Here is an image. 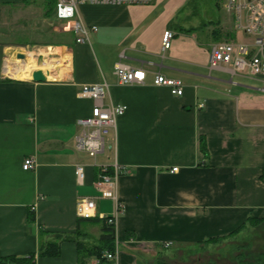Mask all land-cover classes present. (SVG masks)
<instances>
[{
	"label": "crops",
	"instance_id": "crops-1",
	"mask_svg": "<svg viewBox=\"0 0 264 264\" xmlns=\"http://www.w3.org/2000/svg\"><path fill=\"white\" fill-rule=\"evenodd\" d=\"M40 2L32 26L48 37L0 42V258L34 254L35 264H77L76 200L93 198L97 218L114 214L112 198L94 186L101 167L114 163L126 169L115 186L122 206L114 224L118 264H172L204 240L264 215V81L208 68L210 46L220 41L213 29L223 37L231 32L233 40L230 27L218 21L198 38L179 21L187 0L83 3L76 18L86 33L80 34L73 19L54 22L53 5ZM166 29L174 35L162 50ZM117 62L141 68L143 83L119 84ZM36 70L43 81L32 79ZM157 73L180 80L183 93L155 85ZM101 82L107 84L104 103L126 108L104 151L90 157L77 150L76 136L77 120L90 116L93 101L78 91ZM27 156L35 159L33 169L22 168ZM80 231L92 241L100 226L83 221ZM56 235L58 255H39Z\"/></svg>",
	"mask_w": 264,
	"mask_h": 264
},
{
	"label": "built area",
	"instance_id": "built-area-1",
	"mask_svg": "<svg viewBox=\"0 0 264 264\" xmlns=\"http://www.w3.org/2000/svg\"><path fill=\"white\" fill-rule=\"evenodd\" d=\"M153 0H55L54 18L56 20L73 19L72 29L75 33L85 34V28L77 16L79 4H102V5H128V4H150ZM223 9L231 16L234 28L241 31L245 39L220 40L211 44L208 54L209 69H225L229 74L247 73L251 77L264 81V0H221ZM95 29V26H92ZM174 32L170 29L163 31L161 37V48L166 50L171 45ZM77 42L83 41V37H77ZM114 74L119 84H141L144 81L145 72L141 68H134L127 64L117 62L114 67ZM155 85L169 87L173 95L183 93V85L180 80L167 78L157 73L153 78ZM264 89V85L262 86ZM107 91L105 82L83 84L78 95L91 98L93 106L91 114L85 118H79L77 124L80 131L76 136V148L90 157H95L104 151L106 145V134L115 127L116 118L123 114L126 106L122 104L104 103V95ZM33 156H27L22 161V168L30 170L35 167ZM112 172H106V166L101 167L97 179L94 182L95 188L104 194L109 195L115 204L114 214L104 216L107 224L114 225L117 215L122 211L121 204L115 195V186L118 176L126 169L114 163ZM172 167L171 171H176ZM75 175L78 181L84 176L83 165L75 166ZM95 200L83 196L76 200L75 213L77 217L92 218L96 216ZM169 242L165 243L168 246ZM103 257L107 264H118V247L114 243L112 251H105ZM95 264L98 260L95 259Z\"/></svg>",
	"mask_w": 264,
	"mask_h": 264
},
{
	"label": "rangeland",
	"instance_id": "rangeland-1",
	"mask_svg": "<svg viewBox=\"0 0 264 264\" xmlns=\"http://www.w3.org/2000/svg\"><path fill=\"white\" fill-rule=\"evenodd\" d=\"M40 3V0H0V42L20 44L47 38V34L44 33L41 37L40 32L32 26L38 16L37 8ZM179 21L187 27H194L198 38L203 31L216 27L218 21L233 30V40L239 41L244 37L241 31L234 28L231 16L223 9L221 0H187ZM211 39L204 40L209 42ZM220 40L230 39L220 35ZM48 50L51 51V48ZM7 61L8 59L5 61L4 72L9 73L5 67L8 65ZM30 66L33 65L29 64ZM11 76L16 77L13 74ZM105 137L108 140L110 133ZM190 249L175 256L172 264H236L235 257L240 254L244 260L252 261L256 254L264 252V222L241 230L229 239L204 242L203 246Z\"/></svg>",
	"mask_w": 264,
	"mask_h": 264
},
{
	"label": "trees",
	"instance_id": "trees-1",
	"mask_svg": "<svg viewBox=\"0 0 264 264\" xmlns=\"http://www.w3.org/2000/svg\"><path fill=\"white\" fill-rule=\"evenodd\" d=\"M50 6L55 5V0H49ZM220 31L218 29H213L212 36L215 40L220 39ZM225 38L232 37L231 32L224 34ZM199 148L203 155L207 156L206 143L203 137H200ZM100 172V171H99ZM107 173L112 172V167L109 166L106 168ZM261 180L264 181V167L261 168L260 176ZM34 216L32 213L28 215V220L32 221ZM83 221H90L92 223H97L100 226V234L95 240H86L84 234L80 231V223ZM264 222V215L261 217H248L245 222H243L238 228L232 232L219 237H211L203 242H219L226 239H229L236 235L241 230H246L248 227H256ZM74 241L76 243L77 249V264H87V261L90 258L98 260V264H107L103 253L105 251H112L114 249L115 243V228L114 225L107 224L105 219L92 217V218H81L77 217L76 220V230L74 233ZM59 235L55 236L54 240L47 242L44 245H41L39 248V255L42 256H57L59 253V245L57 239ZM68 238V237H66ZM242 255V254H240ZM238 255L235 257L236 264H264V252L258 253L253 257L252 261L244 260L243 256ZM0 261L4 264H35V255L29 254L27 256H6L1 257Z\"/></svg>",
	"mask_w": 264,
	"mask_h": 264
},
{
	"label": "water",
	"instance_id": "water-1",
	"mask_svg": "<svg viewBox=\"0 0 264 264\" xmlns=\"http://www.w3.org/2000/svg\"><path fill=\"white\" fill-rule=\"evenodd\" d=\"M16 57H17V58H23L24 56H23V54L18 53V54L16 55ZM32 79H33L34 81H43V80H44V76L42 75L41 71L36 70V71H34V72L32 73Z\"/></svg>",
	"mask_w": 264,
	"mask_h": 264
},
{
	"label": "bare ground",
	"instance_id": "bare-ground-1",
	"mask_svg": "<svg viewBox=\"0 0 264 264\" xmlns=\"http://www.w3.org/2000/svg\"><path fill=\"white\" fill-rule=\"evenodd\" d=\"M5 67H6V70H9L8 65H6ZM7 72H8V71H7Z\"/></svg>",
	"mask_w": 264,
	"mask_h": 264
}]
</instances>
